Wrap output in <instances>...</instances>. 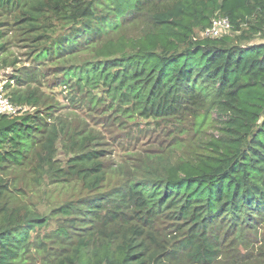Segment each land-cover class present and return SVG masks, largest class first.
Instances as JSON below:
<instances>
[{
	"label": "trees",
	"instance_id": "obj_1",
	"mask_svg": "<svg viewBox=\"0 0 264 264\" xmlns=\"http://www.w3.org/2000/svg\"><path fill=\"white\" fill-rule=\"evenodd\" d=\"M14 47L0 264H264V0H0Z\"/></svg>",
	"mask_w": 264,
	"mask_h": 264
},
{
	"label": "built area",
	"instance_id": "obj_2",
	"mask_svg": "<svg viewBox=\"0 0 264 264\" xmlns=\"http://www.w3.org/2000/svg\"><path fill=\"white\" fill-rule=\"evenodd\" d=\"M231 25L227 18L213 19L211 26L201 33V38H218L223 33L230 32ZM22 109L12 104L7 98L3 85H0V115L16 116Z\"/></svg>",
	"mask_w": 264,
	"mask_h": 264
},
{
	"label": "rangeland",
	"instance_id": "obj_3",
	"mask_svg": "<svg viewBox=\"0 0 264 264\" xmlns=\"http://www.w3.org/2000/svg\"><path fill=\"white\" fill-rule=\"evenodd\" d=\"M198 37H201V34H198ZM24 54H25V50H20L19 48L16 47L12 48V55L9 58L15 62L14 68L7 67L6 69L0 70V85H3L4 88L6 86V82L8 81V78L11 76L13 72V69H17L21 67L26 62V59L23 57ZM51 191L52 189L49 190V192ZM56 197L58 199H63L65 196L64 194H62V196L56 194ZM51 200L53 201V198Z\"/></svg>",
	"mask_w": 264,
	"mask_h": 264
}]
</instances>
